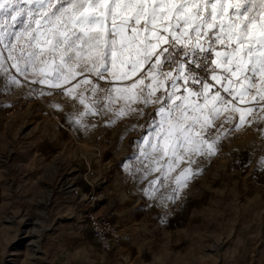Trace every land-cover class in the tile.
<instances>
[{
	"label": "snow or ice",
	"instance_id": "1",
	"mask_svg": "<svg viewBox=\"0 0 264 264\" xmlns=\"http://www.w3.org/2000/svg\"><path fill=\"white\" fill-rule=\"evenodd\" d=\"M10 69L78 99L77 124L158 105L140 155L145 176L159 171L166 180L180 169L175 192L196 157L219 150L234 119L217 127L225 112L240 114L238 130L264 111V0H0V76L20 86Z\"/></svg>",
	"mask_w": 264,
	"mask_h": 264
},
{
	"label": "crops",
	"instance_id": "2",
	"mask_svg": "<svg viewBox=\"0 0 264 264\" xmlns=\"http://www.w3.org/2000/svg\"><path fill=\"white\" fill-rule=\"evenodd\" d=\"M10 72L18 79L24 78L15 69ZM26 93L23 83L17 86L0 76V106L9 100L22 99ZM46 98L52 117L41 107L40 115L25 118L28 122L22 121L23 114L19 113L10 120L5 136L1 134L0 123V212L7 203L24 197L30 217L36 216L39 204L48 200L44 192L53 186L46 182L16 181L20 173H25L20 166L28 167L27 174H36L43 165L41 160L52 161L64 158L65 154L67 168V160L79 158L69 152L73 150L72 135L99 149L98 156L90 158L93 178L89 184H95L98 191L95 213L109 216L130 236L122 245L101 250L87 229V206L69 205L65 231L49 232L46 237L45 248L51 264H214L209 249L215 246H222L221 254L229 255L222 261L242 264L244 240L262 239L264 111L255 109L253 114L246 115V122L238 130L235 124L239 123L240 114L225 112L216 122L217 127L229 114L234 119L224 125L231 130L220 141L219 150L213 156L196 157L192 165L194 174L185 187L174 192V178L180 169L169 174V182L159 171L145 176L147 162L140 155L139 145L143 144L140 138L152 130L149 124L158 105L146 108L143 104L134 105L142 108L144 114L133 112L120 119L101 111L98 115L84 116L77 124L75 117L84 110L78 99L64 92ZM1 115L0 112V122ZM114 119L115 123H111ZM129 126L134 127L128 131ZM210 135H215V129ZM154 180L159 183L150 185ZM150 186L157 189L154 195L148 194ZM83 187L89 191L88 186ZM24 191L28 193L23 195ZM169 196L173 199H168ZM215 240L224 241L215 243ZM230 240L238 246H230Z\"/></svg>",
	"mask_w": 264,
	"mask_h": 264
},
{
	"label": "rangeland",
	"instance_id": "3",
	"mask_svg": "<svg viewBox=\"0 0 264 264\" xmlns=\"http://www.w3.org/2000/svg\"><path fill=\"white\" fill-rule=\"evenodd\" d=\"M20 80L30 82L24 78H20ZM100 83L105 86L108 85ZM26 95L28 94L26 93L23 97ZM31 111L21 110L14 117L22 113L24 118L22 121L28 122L29 120L25 118L30 117ZM40 112L38 111L36 115H40ZM1 117V134L5 136L8 134L6 128L11 121H7L3 115ZM19 120H16L17 124L21 123ZM36 124L34 123V125ZM21 131L20 129L18 133ZM70 140L73 143V150L71 149L69 152L72 151L79 158L67 160L69 162L67 168H65V154H62L64 158H55L52 161L46 160V162L41 160L43 165L41 164L42 167L37 169L36 174H27L28 167L20 166L25 173H20L16 181L21 183L46 182L53 188L44 192L45 195L47 194L48 200L47 202L44 200L43 205L39 204L37 214L33 218L30 217L29 206L24 205L26 202L22 200L25 199L24 197L18 201H12L10 204L7 203V207H4L5 210L2 209L0 212V264H51L45 248L46 237H48L49 232L65 231V218L69 205H73V208L86 206L89 191L83 185H86V188L88 186V190H90L89 183L92 182L93 178L90 158L91 156H98L99 149L93 144L74 139L72 135H70ZM153 176L155 177L156 174ZM170 178L168 176L165 181L169 182ZM6 179L8 180V176ZM27 193L28 191L22 192L23 195ZM218 241L224 240H215V243ZM228 242L230 246H238L232 240ZM244 242V247H241L242 250H245L241 254L244 258L242 264H264V232H262V239L249 238ZM211 250L209 249L213 253L214 264H227L222 261V258H229V255L221 254L222 246H215Z\"/></svg>",
	"mask_w": 264,
	"mask_h": 264
},
{
	"label": "built area",
	"instance_id": "4",
	"mask_svg": "<svg viewBox=\"0 0 264 264\" xmlns=\"http://www.w3.org/2000/svg\"><path fill=\"white\" fill-rule=\"evenodd\" d=\"M167 68V65L165 66ZM21 82L25 85L27 94L20 100H10L0 106V111L7 121H10L15 114L21 110L31 111V115H36L39 111L38 108H42L50 117L53 116L50 104L46 97L47 93H62L61 89H51L47 86H41L39 84H32L28 81ZM107 84L105 81H100ZM182 83V82H181ZM43 87L45 95H40V90ZM198 87V86H197ZM226 95V94H225ZM229 99H231L229 97ZM241 105V104H240ZM259 108H256L258 110ZM98 202V191L95 184H90V190L86 198L87 206V229L93 240H95L101 250L108 251L113 247L122 245L129 240V233L125 232L119 227L109 216L99 215L95 213Z\"/></svg>",
	"mask_w": 264,
	"mask_h": 264
}]
</instances>
